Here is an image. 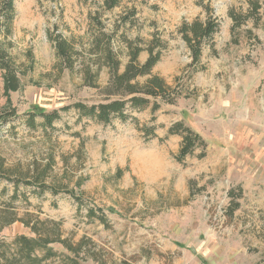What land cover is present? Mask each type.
<instances>
[{
    "label": "rangeland",
    "instance_id": "obj_1",
    "mask_svg": "<svg viewBox=\"0 0 264 264\" xmlns=\"http://www.w3.org/2000/svg\"><path fill=\"white\" fill-rule=\"evenodd\" d=\"M249 1L123 0L105 11L102 0H14L5 40L19 88L8 94L16 117L0 122V156L8 168L37 162L44 169L52 160L53 180L84 203L78 209L70 195L34 194L33 186H19L28 201L13 202L19 216L28 211L60 222L64 237L90 242L105 264H264V0H257L256 16L239 26L229 16H248ZM132 7L133 26L112 34ZM93 15L106 35H114L120 72L129 60L121 36L143 49L159 39L163 48L152 74L179 97L174 104L158 99L155 112L151 105L128 110L125 122L115 118L103 125L71 109L61 113L53 130L27 128L26 113L106 99V63L89 49ZM208 17L217 19L218 31L193 65L179 28ZM50 35H60L78 53L68 67L59 64ZM147 57L142 51L138 62ZM88 64L94 87L83 80ZM7 104L0 72V111ZM181 121L206 147L179 162L181 137L168 135V129ZM145 126L155 128V137L143 134ZM12 192L11 184L0 183V208ZM89 208L100 209L107 224L88 221ZM18 235L31 237L17 222L0 239ZM50 247L71 255L59 244ZM79 263L97 264L89 258Z\"/></svg>",
    "mask_w": 264,
    "mask_h": 264
},
{
    "label": "trees",
    "instance_id": "obj_2",
    "mask_svg": "<svg viewBox=\"0 0 264 264\" xmlns=\"http://www.w3.org/2000/svg\"><path fill=\"white\" fill-rule=\"evenodd\" d=\"M123 0H102V8L105 11H111L120 6ZM251 13L248 16L237 17L232 12L229 16L232 18L236 26L241 25L245 20L256 16L260 5L257 0L249 1ZM137 14L135 7L127 9V13L119 19L118 25L112 34L122 27L134 24V18ZM14 17V0H0V72L3 78V93L7 97L6 108L0 111V122H6L11 117H16L15 110L9 106L8 94L16 92L19 88V78L17 76V68L12 58L7 53L8 44L7 37L11 33V24ZM91 25L95 28V35L90 43V48L95 58L101 60L109 72V81L105 87L106 99L102 102L86 105L83 103H75L71 106L46 112L44 110H36L26 113L25 125L29 129H36L41 126L44 130H53V124L59 121L62 112L74 110L79 118L92 120L103 125L109 124L113 119L117 118L121 121L130 119L128 110H142L151 105L152 112L160 108L157 100H161L168 104H174L179 97L174 95L173 88L157 75L152 74V69L159 62L161 57L162 42L153 38L145 49L140 47L136 41L128 40L125 36H121V41L127 49L128 63L120 72V63L117 54L113 52L114 35H106L99 16L90 17ZM219 24L216 18L208 17L205 20H194L190 23H183L179 28V33L189 49L193 65L198 64L203 44L209 43L215 33L218 31ZM93 33V34H94ZM51 36V35H50ZM54 50L59 64L67 63V67L71 65L74 58H78L74 46L62 38L60 35L51 36ZM142 51L147 52V59L144 63L138 62V56ZM84 70V81L88 82V86L94 87L92 81L89 64ZM97 73V72H96ZM146 78L143 83L138 79ZM151 100L153 101L151 103ZM39 118L41 123L37 124L36 119ZM134 121V119H132ZM154 127L145 126L141 131L147 136L155 137ZM168 135H179L181 144L176 160L182 162L187 156L193 154L196 148L204 149L206 144L204 140L189 127L185 126L183 121L175 123L168 129ZM203 156V154H202ZM52 160L41 168L37 162L23 168L15 166L8 168L5 160L0 156V183L5 182L12 185L13 192L9 197L10 201L4 203L0 208V232L14 223H20L24 228L29 229L31 237L18 235L11 241L0 239V264H53L52 260L61 258V264H80L82 259H92L97 264H105L98 255V251L90 242L83 240L73 243L64 237L61 229V223L49 219H40L37 215L28 211L19 216L18 207L13 204L19 199L28 202L27 198L19 192V186H33L34 194H42L49 191L52 196L60 193L70 195L77 203L78 209L84 204L83 199L75 195L51 176L53 166ZM48 178L52 182L47 183ZM28 204V203H27ZM238 205H235L237 208ZM85 218L88 221L98 220L101 224H107L106 217L100 209H87ZM53 244L61 245L71 255H58L50 247ZM62 256V257H61ZM120 264H129L122 262Z\"/></svg>",
    "mask_w": 264,
    "mask_h": 264
}]
</instances>
